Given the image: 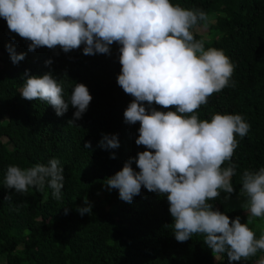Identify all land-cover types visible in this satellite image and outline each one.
<instances>
[{
  "label": "trees",
  "instance_id": "16d2710c",
  "mask_svg": "<svg viewBox=\"0 0 264 264\" xmlns=\"http://www.w3.org/2000/svg\"><path fill=\"white\" fill-rule=\"evenodd\" d=\"M186 9H201L207 21L192 29L205 48L222 49L235 65L229 86L208 97L196 110L200 119L215 113L241 114L250 124L231 158L236 172L231 177L235 191L209 201L214 209L231 219L239 216L258 239L264 233V217H252L248 209L226 210L223 198L238 196L244 170L264 167V0H171ZM207 26L208 35L200 31ZM30 41L11 32L0 17V255L3 264H258L264 256L230 262L226 253L213 254L204 244V234H193L185 242L174 236L173 220L166 195L149 192L143 185L131 203L119 198L118 189L105 185L107 178L121 170L129 157L145 150L137 145L140 122L126 124L124 111L134 99L118 85L121 72L118 43L111 54L84 55L83 45L65 53L39 47L29 51ZM13 45L25 58L14 64L7 45ZM51 59L52 64L45 61ZM28 75L42 76L51 71L63 85L68 100L76 83L87 86L92 100L75 124H69L76 111L71 104L57 116L42 100H28L20 89ZM234 82L235 86H232ZM146 109L175 111L143 102ZM103 134H117L120 146L105 150L98 146ZM4 138L7 140L4 141ZM91 142V149L84 143ZM115 153V158H112ZM57 158L64 168L62 198L52 189L30 188L17 193L7 188L9 165L29 168ZM225 161L223 168L228 167ZM134 170L139 168L133 162ZM9 195V199L5 196ZM92 204V214L81 216L77 208L84 198ZM65 208L68 213L65 214Z\"/></svg>",
  "mask_w": 264,
  "mask_h": 264
},
{
  "label": "clouds",
  "instance_id": "9594fccd",
  "mask_svg": "<svg viewBox=\"0 0 264 264\" xmlns=\"http://www.w3.org/2000/svg\"><path fill=\"white\" fill-rule=\"evenodd\" d=\"M0 17L11 32L30 41L29 51L59 46L67 53L83 45L84 55H110V46L118 43L122 67L117 83L134 98L124 111V122H140L135 143L145 150L108 177L107 188L118 189L119 198L128 203L140 194L142 185L166 195L178 242L204 234L203 242L213 254L226 253L230 262L264 250V233L257 239L239 216L230 220L209 202L221 190L235 191L231 177L237 166L231 158L238 146L236 135L243 138L250 124L241 114L215 113L210 120L196 114L209 96L229 86L235 68L222 49L205 48V42L194 37V26L208 19L203 10L186 9L171 0H0ZM6 47L14 64L25 58L13 45ZM45 63L51 65L52 60ZM24 75L23 98L47 102L57 116L71 104L76 111L69 124L87 111L92 96L85 84L76 83L65 100L63 85L51 71L30 76L26 69ZM143 102L175 111L146 109ZM98 146L117 149L118 135L103 134ZM84 147L91 149V142ZM225 161L230 163L223 168ZM133 162L139 171L133 169ZM64 179L59 159L52 158L24 169L9 165L4 185L26 193L30 188L43 190L47 184L60 200ZM241 185L244 207L252 217H264V167L244 170ZM64 211L68 213L67 208ZM77 211L81 216L92 214L87 197Z\"/></svg>",
  "mask_w": 264,
  "mask_h": 264
},
{
  "label": "rangeland",
  "instance_id": "374dc122",
  "mask_svg": "<svg viewBox=\"0 0 264 264\" xmlns=\"http://www.w3.org/2000/svg\"><path fill=\"white\" fill-rule=\"evenodd\" d=\"M200 31L202 32V34L205 35V37H207L208 35L207 26L201 27ZM6 140L7 139L4 138V141ZM245 203H246L245 198L240 196L239 194L238 196H227V198L226 197L223 198L220 206L226 210H231V209L244 208ZM248 213L250 214L249 211ZM262 260H264V256L262 257ZM3 262H4V258L3 256L0 255V264H3Z\"/></svg>",
  "mask_w": 264,
  "mask_h": 264
}]
</instances>
